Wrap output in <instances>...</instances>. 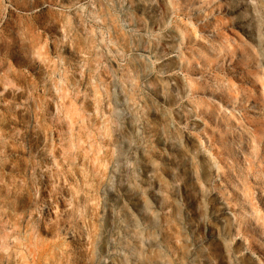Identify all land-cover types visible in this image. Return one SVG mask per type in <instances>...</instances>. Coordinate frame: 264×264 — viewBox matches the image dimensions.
I'll use <instances>...</instances> for the list:
<instances>
[{
  "label": "rangeland",
  "instance_id": "1",
  "mask_svg": "<svg viewBox=\"0 0 264 264\" xmlns=\"http://www.w3.org/2000/svg\"><path fill=\"white\" fill-rule=\"evenodd\" d=\"M252 117L264 0H0V264H264Z\"/></svg>",
  "mask_w": 264,
  "mask_h": 264
},
{
  "label": "bare ground",
  "instance_id": "2",
  "mask_svg": "<svg viewBox=\"0 0 264 264\" xmlns=\"http://www.w3.org/2000/svg\"><path fill=\"white\" fill-rule=\"evenodd\" d=\"M254 101L256 102V99ZM242 115L243 114H241V116ZM242 117H244V116H242ZM250 121H252L251 123H252V126H253V128H252L253 137L260 136V134H262L264 132V130L262 129L264 127L263 120L261 118L252 117L248 122H250Z\"/></svg>",
  "mask_w": 264,
  "mask_h": 264
}]
</instances>
